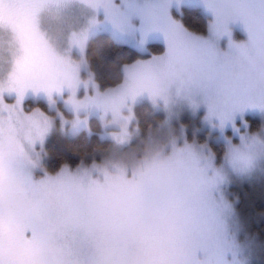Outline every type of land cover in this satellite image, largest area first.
I'll list each match as a JSON object with an SVG mask.
<instances>
[{
	"label": "rangeland",
	"instance_id": "rangeland-1",
	"mask_svg": "<svg viewBox=\"0 0 264 264\" xmlns=\"http://www.w3.org/2000/svg\"><path fill=\"white\" fill-rule=\"evenodd\" d=\"M52 2L55 5L58 0ZM144 2L145 0H111V6H106L99 0H78L66 9V14L81 24L95 19L96 25L90 30L89 38L106 32L116 42L130 45L140 52H145L147 45L152 42H159L164 47L159 57H149L124 66V80L119 85L103 91L99 89L105 93V98L114 99L117 103L123 101L124 107L121 111L129 118L128 140L117 143L113 137L119 133V128L115 125L102 127L98 119L99 113L93 111L88 114L87 121L89 123L91 117L97 119L101 128L99 136L110 141V150L107 155H99V159L81 160L75 168L67 167L70 172L75 173L76 180L87 185L88 199L102 204L112 196L109 177L120 173L127 177L136 172L140 181H146L155 189L167 190L173 214L179 223L190 225L184 234L181 247L173 253L181 264H221V260H227L231 264L232 253L222 255L219 241L208 242L198 234L200 225L206 218L205 214L214 215L223 206L230 210L226 223L236 260L240 264H264V242L252 231L257 223L255 200L264 202V100H255L253 103L256 106L234 110L223 126L218 115L209 116L208 105L202 95L188 91L177 78L178 68L174 66L168 70L157 71L161 65L157 58L163 57L167 51L164 35L132 15L130 7L140 6ZM32 3L33 0H18L17 13L21 19L31 13L32 8L28 6ZM93 3L97 4L95 8L92 7ZM167 4L168 16L180 25L175 15L180 14L183 8L199 9L209 18L210 25L215 20L202 0H169ZM39 12L40 10L35 14L36 25L46 39L49 26L39 19ZM123 20H127L128 24L122 26L120 22ZM184 29L201 39H211L221 53L230 51L228 35L216 39L211 36L209 29L206 35ZM228 30L234 43H247V33L239 21L229 22ZM59 39L63 49L70 43L71 36L65 31ZM86 45L87 43L85 49ZM16 49L17 35L8 27L5 19L0 23V81L7 78L12 70L16 60L12 57ZM70 55L77 57L79 50L73 47ZM86 75L87 73H81L82 77ZM82 95L81 90L78 96ZM3 99L7 104H14L16 96L5 93ZM38 102L44 103L46 110L38 107ZM141 103H148L153 111L164 115V123L151 128L146 134H142L135 123V108ZM22 109L25 114L39 110L48 118H53V127L43 137V142L37 141L29 152L31 160L35 162V167L28 165L33 178L40 180L47 176L61 181L72 191H79L73 178L61 172L64 166L55 173L47 172L44 167L47 158L44 152L45 143L54 134L75 136L66 127L61 128L64 119H73V113L66 110L63 98L53 96L50 101L43 92L34 93L29 89L22 100ZM77 115L81 118L84 116L83 113ZM247 118L256 120L255 130L251 128ZM202 133L205 134L204 143L197 140ZM209 141H216L223 146L224 155L220 163H217L209 148ZM237 153L248 161L246 167L232 163ZM95 166H102L103 173ZM84 170L85 174L81 175ZM193 177L196 178V184L193 183ZM136 183L138 181L125 180L120 187L124 189ZM198 193L202 202L197 200ZM209 194L213 202L211 207L208 203ZM11 210L18 217L23 214L16 205ZM23 226L27 236H32L31 223ZM17 236L15 230L6 231L0 237V245L7 250L10 244L16 242ZM31 257L27 261L24 250H20L18 264H36L39 260L36 249L31 252Z\"/></svg>",
	"mask_w": 264,
	"mask_h": 264
},
{
	"label": "snow or ice",
	"instance_id": "snow-or-ice-1",
	"mask_svg": "<svg viewBox=\"0 0 264 264\" xmlns=\"http://www.w3.org/2000/svg\"><path fill=\"white\" fill-rule=\"evenodd\" d=\"M205 7L215 17L209 26L212 37L228 35L229 52L221 53L211 39L204 40L187 32L167 14L164 6L161 20L152 24L163 33L167 51L157 58L161 64L178 68L177 78L187 90L202 95L208 105V115H218L221 125L231 118L234 110L256 106L255 100H264V0H242L228 8L216 0H204ZM97 4L93 3L95 8ZM18 0H0V23L7 20L8 27L19 39L21 54L16 58L5 81H0V237L15 230L17 240L5 250L0 245V264H18L20 250L27 261L36 248L35 230L32 238L25 235L24 224L32 217H19L11 208L31 209L33 213H46L62 219L81 215V208L74 192L61 181L45 176L36 180L28 167H35L29 152L50 129L48 117L36 110L25 114L22 100L26 91L43 92L51 101L57 86L48 78V68L54 59L43 36L38 30L35 14L38 7H31L29 15L18 16ZM239 21L247 33V43H234L228 30L229 22ZM222 58V62L220 60ZM15 94L14 104L4 102V94ZM234 165L246 167L248 161L237 153ZM85 211L91 223L114 234L111 216L102 203L88 200ZM36 264H43L39 259ZM109 264H126L123 259ZM157 264V262H149ZM162 264V262H159Z\"/></svg>",
	"mask_w": 264,
	"mask_h": 264
},
{
	"label": "clouds",
	"instance_id": "clouds-1",
	"mask_svg": "<svg viewBox=\"0 0 264 264\" xmlns=\"http://www.w3.org/2000/svg\"><path fill=\"white\" fill-rule=\"evenodd\" d=\"M78 0H33L28 7H38L39 19L49 26V35L44 41L54 56L49 68L48 78L57 86L51 93L63 98L66 110L73 113V119H64L61 128H67L73 135L81 131L89 132L87 116L93 111L99 113L98 119L102 127L115 125L119 133L113 137L117 143L126 142L128 134V117L121 111L123 101L117 103L114 99L105 98V93L99 90L90 70L89 59L85 52V44L89 41V32L96 25L95 19L87 24L79 23L75 18L66 14V9ZM106 6H111V0H99ZM169 0H145L140 5H131L132 15L139 17L142 23L152 25L158 23L163 15L164 6ZM223 7L228 8L242 0H216ZM204 4V0H202ZM121 25H127L123 20ZM61 25L64 27L62 28ZM67 32L71 36L67 47L61 49L60 36ZM19 39L17 38L16 53L12 58L21 54ZM104 46L101 42L96 46L98 53ZM79 50V55H70L72 48ZM166 53V52H165ZM165 56V54H164ZM222 62V58H220ZM174 65L161 64L157 71H164ZM81 73H87L82 77ZM7 78H3L5 81ZM83 91L82 96L78 92ZM91 90V95H89ZM67 94L64 96L63 94ZM78 113H83L81 118ZM50 128L53 127V118H48ZM123 123H120V121ZM98 167L103 173L102 166ZM61 172L73 178L79 186V191H73L75 200L81 208L79 217L65 216L62 219L50 217L46 213H33L31 209L20 208L23 214L32 217L31 225L35 230L36 252L43 264H109L110 261L123 259L126 264H181L173 254L182 245L184 234L190 227L181 224L173 214L170 205V194L164 189H155L146 181H140L138 173L133 172L125 177L123 173L109 177L112 196L103 203L108 210L113 235L97 224L91 223L85 211L88 197L87 185L75 179V173L70 172L65 165ZM86 170L81 173L84 175ZM60 173H57L59 175ZM196 184V178L193 177ZM138 181L135 185L121 189L125 181ZM197 200L202 197L197 194ZM209 207L213 204L209 194ZM182 207V206H181ZM227 206L220 207L214 215L205 214L206 218L200 225L199 236L208 242L219 241L222 245L221 253L231 252V264H240L236 260L234 245L228 232L226 217L229 214ZM32 236H29L31 239ZM221 264H230L221 260Z\"/></svg>",
	"mask_w": 264,
	"mask_h": 264
},
{
	"label": "trees",
	"instance_id": "trees-1",
	"mask_svg": "<svg viewBox=\"0 0 264 264\" xmlns=\"http://www.w3.org/2000/svg\"><path fill=\"white\" fill-rule=\"evenodd\" d=\"M175 16L188 31L199 35L208 33L210 20L199 9L183 8L182 12ZM101 42L104 43V46L97 53L94 50ZM163 51L164 47L161 43L152 42L147 45L145 52H140L130 45L116 42L106 32L98 33L89 38L85 49L90 70L101 91L122 83L124 66L149 57H159ZM37 105L42 110H46L44 103L38 102ZM247 119L251 123V128L255 130L256 120ZM163 121L164 115L153 111L148 103H141L136 106L135 123L142 134H146L151 128L163 124ZM88 126L89 132L81 131L73 137L54 134L45 143L44 152L47 158L44 167L47 172L55 173L65 165L73 169L80 164L81 160L90 161L91 158L99 159V155H107L111 143L100 138L101 128L97 119L91 117ZM204 137V133L200 134L197 139L198 142L204 143ZM208 146L215 155L217 163H220L224 155L223 146L216 141H209ZM254 204L257 223L252 227V231L259 236L261 242H264V202L255 200Z\"/></svg>",
	"mask_w": 264,
	"mask_h": 264
},
{
	"label": "flooded vegetation",
	"instance_id": "flooded-vegetation-1",
	"mask_svg": "<svg viewBox=\"0 0 264 264\" xmlns=\"http://www.w3.org/2000/svg\"><path fill=\"white\" fill-rule=\"evenodd\" d=\"M26 234V233H25ZM27 235V234H26Z\"/></svg>",
	"mask_w": 264,
	"mask_h": 264
}]
</instances>
